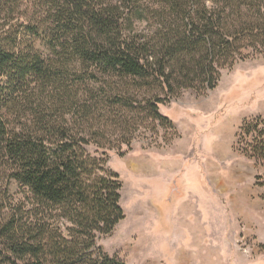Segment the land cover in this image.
<instances>
[{
  "label": "trees",
  "instance_id": "1",
  "mask_svg": "<svg viewBox=\"0 0 264 264\" xmlns=\"http://www.w3.org/2000/svg\"><path fill=\"white\" fill-rule=\"evenodd\" d=\"M247 52L264 53V0H0V165L25 196L0 264H126L98 245L125 219L110 153L175 131L160 106ZM236 139L264 161V119Z\"/></svg>",
  "mask_w": 264,
  "mask_h": 264
},
{
  "label": "rangeland",
  "instance_id": "2",
  "mask_svg": "<svg viewBox=\"0 0 264 264\" xmlns=\"http://www.w3.org/2000/svg\"><path fill=\"white\" fill-rule=\"evenodd\" d=\"M246 55L245 60L222 70L216 89L204 95L187 90L160 106V112L177 123L175 131L141 129L132 150L123 147L124 157L110 153L109 166L122 182L125 219L112 234L100 238L98 245L107 254L126 264H264V161L249 158L235 146L245 121L264 119V53ZM213 135L220 143L222 158L216 161L227 187L216 202L217 228L201 242L192 239L169 245L162 228L170 232L179 212L166 203L169 187L159 188L153 197L151 184L159 185L165 179L164 165L174 159L172 153L187 152L196 139L205 155L214 153L207 141ZM191 158L194 153L188 152L186 159ZM157 171L160 174L153 176ZM24 203L22 187L11 178L9 168L0 165V250L4 253L5 227L14 216L20 218Z\"/></svg>",
  "mask_w": 264,
  "mask_h": 264
},
{
  "label": "crops",
  "instance_id": "3",
  "mask_svg": "<svg viewBox=\"0 0 264 264\" xmlns=\"http://www.w3.org/2000/svg\"><path fill=\"white\" fill-rule=\"evenodd\" d=\"M174 124L177 125L175 122ZM220 127L216 126L213 132ZM197 131L196 128L195 132L197 133ZM215 137L211 136V140L205 138L208 141V146L210 145V149L214 152H210L209 155L204 154L202 143L197 147L195 144L198 142L197 139L194 142L195 145H189L190 148H187V152L180 150L172 153L174 159L172 158L164 165L166 167L163 172L167 174L165 179L161 180L159 185L151 184L155 191L153 197L159 192V188L166 190V187H169L166 203L171 204L172 209L179 212L176 219L171 222L170 232H166L162 228V235L169 245L185 244L192 239H198L201 242L202 238L211 237L217 228L216 202L219 196L226 194L227 187L224 182L225 178L220 176L216 161V158L222 157L218 152L220 143L215 140ZM188 152L194 153L193 159H186ZM206 156H210L211 159ZM203 160L205 161L203 162ZM159 174L157 171L153 176ZM195 212L197 213L196 217L193 215Z\"/></svg>",
  "mask_w": 264,
  "mask_h": 264
}]
</instances>
